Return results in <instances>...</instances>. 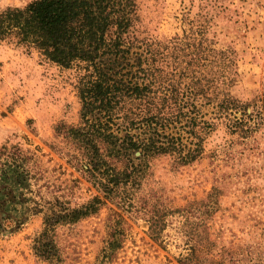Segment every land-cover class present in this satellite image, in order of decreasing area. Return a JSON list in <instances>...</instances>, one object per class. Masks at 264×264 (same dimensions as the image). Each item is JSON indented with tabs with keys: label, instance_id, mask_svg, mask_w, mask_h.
<instances>
[{
	"label": "rangeland",
	"instance_id": "obj_1",
	"mask_svg": "<svg viewBox=\"0 0 264 264\" xmlns=\"http://www.w3.org/2000/svg\"><path fill=\"white\" fill-rule=\"evenodd\" d=\"M30 1L0 0V11ZM136 3L133 35L157 49L160 67L172 72L177 66L178 71L198 68L199 75L210 78L209 95L228 91L247 107L204 100L202 111L214 127L205 135L202 156L190 164H180L172 155L151 160L144 188L171 210L159 241L149 235L144 219L126 212L117 217V205L108 202L76 223L57 225L52 233L58 257L46 258L34 249L45 227L44 213L31 211L17 228L13 220H0V264H182L181 257L203 235L202 219L209 224L211 240L264 252V0ZM84 73L0 40V147L18 145L34 156L27 193L45 210L57 198L75 207L99 194L53 148L63 145L57 125L80 120ZM202 200L191 215L175 212ZM112 239L118 246L112 259L102 262Z\"/></svg>",
	"mask_w": 264,
	"mask_h": 264
},
{
	"label": "trees",
	"instance_id": "obj_2",
	"mask_svg": "<svg viewBox=\"0 0 264 264\" xmlns=\"http://www.w3.org/2000/svg\"><path fill=\"white\" fill-rule=\"evenodd\" d=\"M136 11V0H32L0 11V40L85 71L79 85L80 120L57 125L63 145L53 148L99 194L75 207L57 198L45 210L27 193L34 156L18 145L0 147V220H13L17 228L29 212H43L45 227L34 246L39 256L58 257L52 233L57 225L76 223L108 202L117 205V217L126 212L144 219L149 235L159 241L171 210L144 188L151 160L172 155L180 164H190L202 156L205 135L214 127L202 111L204 100L247 107L228 91L209 95L210 78L199 75L198 68L178 71L177 66L172 72L160 67L157 49L133 35ZM195 55L202 59L199 52ZM31 201L36 207L29 206ZM196 203L204 201L175 212L191 215ZM201 226L203 235L181 257L182 264H264L261 249L226 246L211 240L207 220ZM117 246L115 239L109 241L102 262L112 259Z\"/></svg>",
	"mask_w": 264,
	"mask_h": 264
}]
</instances>
